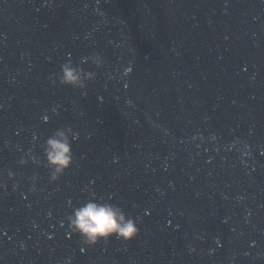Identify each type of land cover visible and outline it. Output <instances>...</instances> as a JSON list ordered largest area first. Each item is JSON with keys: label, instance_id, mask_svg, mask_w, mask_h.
Masks as SVG:
<instances>
[{"label": "water", "instance_id": "water-1", "mask_svg": "<svg viewBox=\"0 0 264 264\" xmlns=\"http://www.w3.org/2000/svg\"><path fill=\"white\" fill-rule=\"evenodd\" d=\"M69 58L86 94L53 83ZM64 127L58 181L19 165ZM0 183V264H264V0H0ZM93 197L139 235L82 253Z\"/></svg>", "mask_w": 264, "mask_h": 264}, {"label": "clouds", "instance_id": "clouds-1", "mask_svg": "<svg viewBox=\"0 0 264 264\" xmlns=\"http://www.w3.org/2000/svg\"><path fill=\"white\" fill-rule=\"evenodd\" d=\"M81 64H92L95 69L99 70L103 67V60L99 55H90L83 57ZM131 71V67L122 69L121 78H126ZM95 78V71H85L82 67L74 65L69 58L59 66V71L53 83L58 84L60 87L77 89L81 94H86L88 84L94 82ZM44 122H47V117H44ZM78 138L79 133L74 132L71 127L59 128L41 144L43 160L34 156L29 150L24 153V157L18 163L20 166L30 163L37 168L46 167L49 172V182L55 183L73 165L72 146ZM33 139L35 140L36 137L33 136ZM7 179L8 181H14L15 174L8 171ZM36 179L37 177L34 176L32 182L35 183ZM3 187L4 185L0 183V188ZM16 189L17 185L13 182V192ZM108 200H111V197ZM65 222L68 233L79 237L82 244L80 249L82 253L87 248L94 247L101 242L107 244L112 239L127 244L139 235L136 220L126 216L124 211L117 205L103 199L97 200L95 197L81 206L73 208L71 214L65 217ZM61 226H63V223Z\"/></svg>", "mask_w": 264, "mask_h": 264}]
</instances>
